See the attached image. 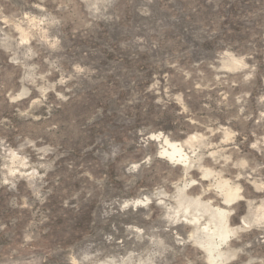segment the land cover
Listing matches in <instances>:
<instances>
[{"label":"rangeland","instance_id":"1","mask_svg":"<svg viewBox=\"0 0 264 264\" xmlns=\"http://www.w3.org/2000/svg\"><path fill=\"white\" fill-rule=\"evenodd\" d=\"M0 264H264V0H0Z\"/></svg>","mask_w":264,"mask_h":264},{"label":"bare ground","instance_id":"2","mask_svg":"<svg viewBox=\"0 0 264 264\" xmlns=\"http://www.w3.org/2000/svg\"><path fill=\"white\" fill-rule=\"evenodd\" d=\"M173 154V153H172Z\"/></svg>","mask_w":264,"mask_h":264}]
</instances>
